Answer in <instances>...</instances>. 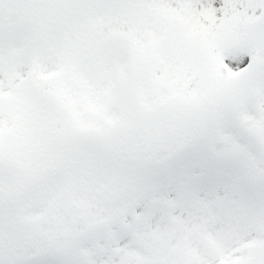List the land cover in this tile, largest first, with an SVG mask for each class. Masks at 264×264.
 I'll return each instance as SVG.
<instances>
[{"label":"snow or ice","instance_id":"6c2138e0","mask_svg":"<svg viewBox=\"0 0 264 264\" xmlns=\"http://www.w3.org/2000/svg\"><path fill=\"white\" fill-rule=\"evenodd\" d=\"M0 264H264V0H0Z\"/></svg>","mask_w":264,"mask_h":264}]
</instances>
